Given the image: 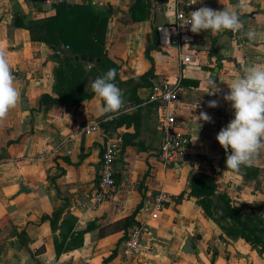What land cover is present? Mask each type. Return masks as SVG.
Listing matches in <instances>:
<instances>
[{"label":"crops","instance_id":"obj_1","mask_svg":"<svg viewBox=\"0 0 264 264\" xmlns=\"http://www.w3.org/2000/svg\"><path fill=\"white\" fill-rule=\"evenodd\" d=\"M58 1L0 0V49L20 93L16 108L0 121V264H117L134 225H142L145 235L126 264H264V254L243 238L227 236L189 195L191 177L209 172L216 193H226L233 203L264 200V150L252 165L257 174L245 176L242 166L238 172L226 169L225 151L216 140L234 119L230 102L223 99L228 85L250 64L264 65V0H248L237 32L195 34L186 45L190 62L181 61L177 46L158 42L148 53L153 61L149 85L135 90L139 103L113 121L100 115L102 101L95 95L77 106L65 104L60 115L37 110L40 96L53 92L57 61L47 44L31 40L24 25L54 14ZM85 1L96 11L110 12L105 47L120 64L115 84L123 101L132 103L128 89L142 82L139 78L151 66L145 51L154 42V29L173 22L176 7L187 0H144L134 11L135 21L130 8L136 0ZM237 3L197 0L193 10L233 9ZM211 78L215 94L207 84ZM165 79L178 84L177 123L191 138L187 161L164 163L159 157L161 108L150 96L151 86ZM213 100L218 101L215 108L208 106ZM201 112L212 122L199 121ZM93 120L101 121L102 130L85 132L83 126ZM103 131L120 146L119 180L98 208L84 209L81 202L89 200L97 183ZM160 191L169 200L152 218L150 203ZM56 211L54 223L43 218ZM133 212L135 223L116 229Z\"/></svg>","mask_w":264,"mask_h":264},{"label":"trees","instance_id":"obj_2","mask_svg":"<svg viewBox=\"0 0 264 264\" xmlns=\"http://www.w3.org/2000/svg\"><path fill=\"white\" fill-rule=\"evenodd\" d=\"M144 4V0H136L131 6L133 20L134 11ZM53 8L54 14L30 20L24 26L30 32L31 40L47 44L52 50V57L57 61L52 71L53 92L43 93L40 96L37 110L43 114L60 115L65 104L77 106L89 101L95 95L91 90V83L111 68L117 71L120 64L108 56L105 47L106 25L110 12L96 11L85 0L75 3L62 0L54 3ZM154 36L153 44L145 51L151 66L139 78L142 82L136 81L128 89V98L135 104L139 103L135 96L137 86L149 85L147 80L153 74V61L148 53L152 48H156L158 43L157 28L154 29ZM64 46H68V49H64ZM82 54L93 57L94 61L85 62L75 58L76 55ZM117 78L118 75L114 83ZM242 167L241 173L245 176H255L258 172V169L252 166ZM189 195L197 198L198 204L209 218H213L217 207L223 209L230 219V224L224 228V233L230 237L243 238L259 254H264V217L259 212L264 211V200L253 203L240 202L249 206L248 211L241 210L239 206L234 205L226 193H216V184L209 172H201L198 176L191 177ZM59 212L56 211L51 217L43 218L54 223ZM134 214L135 212L123 219V224L116 226V229H127L133 225ZM56 248L58 251L62 249L58 244Z\"/></svg>","mask_w":264,"mask_h":264},{"label":"clouds","instance_id":"obj_3","mask_svg":"<svg viewBox=\"0 0 264 264\" xmlns=\"http://www.w3.org/2000/svg\"><path fill=\"white\" fill-rule=\"evenodd\" d=\"M196 3L197 0H189V5ZM247 8L248 0H238L233 9L213 10L202 6L190 12L187 26L190 25V31L194 34L202 30L237 32L243 27L240 13ZM246 35L251 39L254 33L249 31ZM116 75V69L111 68L91 83L95 97L102 101L98 109L101 116L118 112L124 104L122 91L113 82ZM14 81L6 52L0 49V121L6 119L9 111L16 108L19 102L20 93ZM207 84L212 90L211 94L218 91L214 79H209ZM228 87L230 91L223 99L230 102L234 119L221 128L216 140L225 151L226 169L238 172L241 166H252L255 157L264 150V65L250 64L244 69L243 75L233 79ZM208 106L215 108L218 101H209ZM198 118L199 121L212 122L205 112H201Z\"/></svg>","mask_w":264,"mask_h":264},{"label":"built area","instance_id":"obj_4","mask_svg":"<svg viewBox=\"0 0 264 264\" xmlns=\"http://www.w3.org/2000/svg\"><path fill=\"white\" fill-rule=\"evenodd\" d=\"M194 5H189V0L183 2L175 9V18L171 23L162 25L157 29L158 42L175 45L179 48V56L182 62L192 61V53L186 49V45H191L195 34L190 31L188 19ZM68 49V46H64ZM61 53V51H57ZM90 67V65H88ZM178 84L162 80L151 86L150 101L157 102L161 108L162 117V139L159 145V157L164 163L187 161L190 158L189 147L191 138L184 132L177 123V113L179 110ZM136 104L124 103L122 108L116 113H109L105 120L113 121L118 114L128 107H135ZM85 132L101 131V121L93 120L83 126ZM101 160L98 168L97 183L94 190L89 195V200L82 201L81 207L84 209H96L110 197V189L115 184L116 159L120 150L118 141L103 131V145ZM169 200V194L160 191L156 193L150 203L151 217L156 218L158 213L165 207ZM145 229L142 225H134L127 233L126 238L120 248L122 260L117 264H126L129 258L139 250ZM44 264H51L46 260Z\"/></svg>","mask_w":264,"mask_h":264},{"label":"rangeland","instance_id":"obj_5","mask_svg":"<svg viewBox=\"0 0 264 264\" xmlns=\"http://www.w3.org/2000/svg\"><path fill=\"white\" fill-rule=\"evenodd\" d=\"M260 201H263V200L260 199ZM253 202H249V203H253ZM234 205L239 206L240 209L243 211H248L249 209V206L242 205L240 201H238V203H234ZM259 212L264 217V211L261 210ZM212 220L216 222V224L221 228L223 232H224V228H226L230 224V219H228L227 213L223 209L218 208V207L214 210Z\"/></svg>","mask_w":264,"mask_h":264},{"label":"water","instance_id":"obj_6","mask_svg":"<svg viewBox=\"0 0 264 264\" xmlns=\"http://www.w3.org/2000/svg\"><path fill=\"white\" fill-rule=\"evenodd\" d=\"M75 58L76 59L80 58L82 61H85V62H93L94 61L93 57H88L86 54L76 55ZM120 165H121V162L116 163V169L117 170L119 169ZM118 180H119V175L116 174L115 175V182H117Z\"/></svg>","mask_w":264,"mask_h":264}]
</instances>
